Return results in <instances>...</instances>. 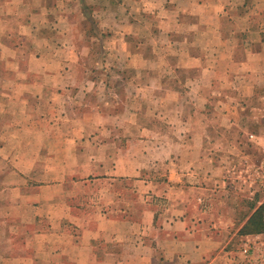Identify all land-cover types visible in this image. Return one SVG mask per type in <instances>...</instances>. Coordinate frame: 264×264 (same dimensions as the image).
Returning a JSON list of instances; mask_svg holds the SVG:
<instances>
[{
  "label": "crops",
  "instance_id": "obj_1",
  "mask_svg": "<svg viewBox=\"0 0 264 264\" xmlns=\"http://www.w3.org/2000/svg\"><path fill=\"white\" fill-rule=\"evenodd\" d=\"M70 1L0 0V264H264V0H129L164 41L96 124L60 115L101 82L54 72Z\"/></svg>",
  "mask_w": 264,
  "mask_h": 264
},
{
  "label": "rangeland",
  "instance_id": "obj_2",
  "mask_svg": "<svg viewBox=\"0 0 264 264\" xmlns=\"http://www.w3.org/2000/svg\"><path fill=\"white\" fill-rule=\"evenodd\" d=\"M96 1L97 0H74L64 5V7L69 6L68 9L75 14V18L73 19L72 25H70L71 22L68 23V21H66L67 19H71L70 13H65L62 17L59 16L60 19L62 18L60 24L62 27L61 31H68L70 34L68 39L69 44H67V48H60L55 54H53V56H56L55 59L60 62L54 68V72H66L74 75V81L67 82V84L70 85V88H76V84H79V78L88 79L86 75L90 78L93 77L94 79L101 78L99 84L96 82L95 84L91 83L90 85L85 84L84 88H93V92L95 91V94L91 98L84 99L82 93L78 96L75 94L71 98L72 102L77 103L75 105L80 108L79 111L75 110V112H77L76 115L71 114L72 116H70L67 111H61L60 113L61 119H68L69 121L76 119L79 124H81L80 122H82V120H87L88 123L90 121L95 124L96 122H101V116L98 111L103 112L110 105L113 106L112 102L114 100H117V113L121 112V114H119L122 116L120 120L127 121L128 114H124L122 111L124 103H126L125 91L131 92V88L133 87L130 85V80L132 79L131 76L136 73H149L151 71H156L152 66L149 70L142 69L140 65H136V63L141 59L154 60L156 55L152 53V44L155 42L162 43L164 41V39L161 38L164 34L161 35V37L153 35L148 37V34L145 33L147 26L144 28V23L137 22L138 25L132 26L133 24L130 22L132 18H130L129 11L126 13V8H131L132 2L129 0H106L105 3L109 13L106 18L107 21L104 22L105 25L101 26L99 5ZM118 1L119 3H122L118 7H121L123 12L121 14V20H119L121 23L119 24L117 22L115 24L114 21L111 22L113 19L111 17L112 14H115L116 12L114 5L116 3L118 5ZM139 8L138 3V7L134 13L136 14L137 12L138 14H136V17H138L140 21H143L144 18L140 14ZM63 10L66 11L65 8H63ZM66 14H69V16ZM34 52L37 53V51L28 52L29 54L26 61L28 65L25 70L28 73H34L38 68L33 65L36 60ZM164 52L165 49L157 50V53H159L158 55L161 57L165 54ZM103 54H105V56ZM30 56H33L31 58L32 61L29 58ZM97 60L104 61V64L102 66L96 64ZM155 66H157V64H155ZM76 79L78 80L76 81ZM81 82L83 81H80V83ZM86 82L87 81L84 83ZM64 85L66 84H63V86ZM57 86L59 88L62 84L58 83ZM80 88L81 90L84 89L82 84H80ZM116 94L118 95L117 97L115 96ZM88 101L94 102V106L91 108L90 106L88 107ZM101 103L102 107L100 108L102 109H99L98 106ZM95 104H98V106L95 107ZM60 106H62V103H60ZM62 108L66 110V107ZM74 131L78 132L79 130L75 129ZM118 134L119 133L117 132V135ZM231 147L228 150H233V147L232 149ZM228 199H231V197ZM228 199L225 201H228ZM202 205H204V203H202ZM227 211L228 217H231L232 214H234L233 209ZM236 211L239 212V210ZM241 213H246V210L242 209L239 214Z\"/></svg>",
  "mask_w": 264,
  "mask_h": 264
},
{
  "label": "trees",
  "instance_id": "obj_3",
  "mask_svg": "<svg viewBox=\"0 0 264 264\" xmlns=\"http://www.w3.org/2000/svg\"><path fill=\"white\" fill-rule=\"evenodd\" d=\"M240 232L242 235L264 233V203L254 212Z\"/></svg>",
  "mask_w": 264,
  "mask_h": 264
},
{
  "label": "built area",
  "instance_id": "obj_4",
  "mask_svg": "<svg viewBox=\"0 0 264 264\" xmlns=\"http://www.w3.org/2000/svg\"><path fill=\"white\" fill-rule=\"evenodd\" d=\"M250 139H255V135H253V134L250 135ZM262 149H263V151H264V140H263V144H262ZM243 253H244L245 255H248V254L250 253V247H249V246L245 247V248L243 249ZM259 258H261L262 260H264V254H263V255H260Z\"/></svg>",
  "mask_w": 264,
  "mask_h": 264
}]
</instances>
